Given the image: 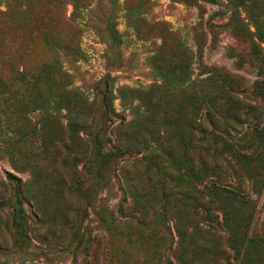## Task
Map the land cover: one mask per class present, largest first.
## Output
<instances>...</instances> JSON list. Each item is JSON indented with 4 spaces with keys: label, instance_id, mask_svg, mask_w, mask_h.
I'll use <instances>...</instances> for the list:
<instances>
[{
    "label": "trees",
    "instance_id": "obj_1",
    "mask_svg": "<svg viewBox=\"0 0 264 264\" xmlns=\"http://www.w3.org/2000/svg\"><path fill=\"white\" fill-rule=\"evenodd\" d=\"M11 1L5 0L3 14ZM36 1L45 5L46 0ZM47 1L50 13L71 6L63 20L76 24L78 33L46 38L47 52L35 68L0 74V159L7 158L15 169L29 175L21 182L6 172L0 183L3 188L12 185L8 215L14 235L24 238L30 231L27 204L33 218L45 222L49 216L47 193L56 201L76 196L90 202L117 188L121 211L134 214L143 227L152 219L171 222L166 264H222L215 254H206L217 249H207L208 231L197 220L211 226L214 219L210 204H201V211L198 207L205 195L220 189V180L207 176L209 172L217 176L214 171L222 165L226 171L235 169L230 165L233 160L241 170L247 159L243 150H238L242 146L233 143L235 135L241 134L244 117L249 116L238 78L223 67L204 63L205 43L197 33V53L179 42L170 52L171 60H165L167 46L156 45L155 55L150 58L153 83L116 86L115 77L106 73L91 87L92 95L88 88L74 84L75 78L65 66L86 57L79 30L92 28L110 50L122 44L124 33L110 16H104L102 24L96 20L92 0ZM173 1L196 6L200 16L204 14L200 1L218 4V0ZM136 2L135 7L145 5L147 0ZM257 2L238 0L254 27L256 40L264 42V9L258 11ZM132 25L139 29L137 18ZM259 47L253 43L255 54ZM194 62L200 71L192 77ZM202 74L205 76L200 77ZM116 99L122 112L129 111L130 118L117 111ZM253 119L251 130L264 138L259 116ZM219 154L225 155L222 162L217 159ZM185 164L196 181L205 182L202 188L184 187ZM224 185L231 186L224 188L223 195L228 199L224 201L247 202L238 187L230 182ZM6 199L5 195L0 197V213L4 212ZM186 199H192L191 211L197 218L189 224L180 217ZM221 211L225 216L226 212ZM194 236H198L199 243ZM231 248L239 255L238 248Z\"/></svg>",
    "mask_w": 264,
    "mask_h": 264
},
{
    "label": "rangeland",
    "instance_id": "obj_2",
    "mask_svg": "<svg viewBox=\"0 0 264 264\" xmlns=\"http://www.w3.org/2000/svg\"><path fill=\"white\" fill-rule=\"evenodd\" d=\"M98 1H101L99 7H95ZM257 1L258 11L263 10L264 0ZM200 3L204 8L202 16L196 6L173 0H147L145 5L136 7V0H92L96 20H101L102 24L104 16L112 17L117 29L124 33L122 44L110 50L92 28L86 27L79 30L85 59L75 62L64 59L68 62L65 66L73 74L74 84L88 88L92 95L91 87L106 73L115 77L116 86H146L155 81L150 58L155 55L156 45L167 46L169 52L165 60H171L170 52L179 42L197 53L195 35L199 33L205 43L204 63L223 67L239 80L249 116L244 117L241 134L235 135L233 143L242 146L238 150H243L247 159L241 170H237L239 167L233 160L230 165L235 169L226 171L222 165L219 171H214L217 176L212 172L207 174L220 180V189L205 195L198 207L201 211V204H210L214 219L211 226L194 217L192 199L184 201L180 217L189 221L188 224L199 220L201 227L208 231L207 249H217V252L208 250L206 254H215L219 263L264 264V138L251 130L254 116L260 118L259 128L264 127V84L261 83L264 42L256 40L254 27L238 0ZM44 4L36 0H13L3 14L5 0H0V74L35 68L47 52L46 38L57 35L66 38L78 33L76 24L63 20V14L66 17L70 14V5L64 11L50 13L47 11L49 2L46 0ZM135 18L139 25L136 30L132 25ZM254 42L260 45L257 54L252 50ZM192 70V77L200 71L195 62ZM203 76L205 74L200 75ZM119 103V99L114 102L117 111L130 118L129 111L122 112ZM224 157V154L217 155L219 162ZM81 166L79 164L78 169ZM6 172L20 178L21 182L29 178L27 172L18 171L7 158H1L0 183ZM182 173L187 190L202 188L205 184L200 179L196 181L186 164ZM224 182L238 187L237 191L247 202L224 201V188L231 187ZM2 195L7 203L0 213V264H166L164 259L169 258L168 226L171 222L152 219L143 227L133 218L134 214L130 216L128 210L121 211V193L117 188L113 193L103 192L92 201L91 198L90 202L76 196L65 202L56 201L47 193L49 216L44 223L35 220L32 208L25 205L31 228L24 238L14 235L8 215L12 185L0 186V197ZM221 210L226 212L225 216ZM193 240L199 243L198 236ZM231 245L239 249V255Z\"/></svg>",
    "mask_w": 264,
    "mask_h": 264
}]
</instances>
